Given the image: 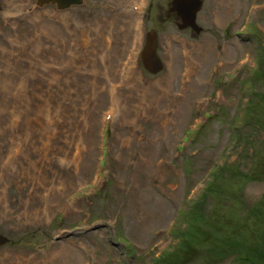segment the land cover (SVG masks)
<instances>
[{"label":"rangeland","instance_id":"1","mask_svg":"<svg viewBox=\"0 0 264 264\" xmlns=\"http://www.w3.org/2000/svg\"><path fill=\"white\" fill-rule=\"evenodd\" d=\"M171 1L0 0V264H264V0Z\"/></svg>","mask_w":264,"mask_h":264},{"label":"water","instance_id":"2","mask_svg":"<svg viewBox=\"0 0 264 264\" xmlns=\"http://www.w3.org/2000/svg\"><path fill=\"white\" fill-rule=\"evenodd\" d=\"M82 4L83 0H35L36 7L54 6L59 12L67 11ZM201 7V0H172L168 12L178 16V21L176 22L178 30L191 29L194 33L199 34L202 28L198 26L196 20ZM157 47V35L152 31L139 52V58L144 70L153 76L162 72L164 68V64L157 54ZM10 243L12 244L13 241L0 234V247Z\"/></svg>","mask_w":264,"mask_h":264},{"label":"trees","instance_id":"3","mask_svg":"<svg viewBox=\"0 0 264 264\" xmlns=\"http://www.w3.org/2000/svg\"><path fill=\"white\" fill-rule=\"evenodd\" d=\"M247 126H249V124L244 123V127H247ZM234 128L238 129V128H240V126L239 125H234ZM254 129L258 130L256 128V125L254 126ZM239 131H240V129H239Z\"/></svg>","mask_w":264,"mask_h":264},{"label":"flooded vegetation","instance_id":"4","mask_svg":"<svg viewBox=\"0 0 264 264\" xmlns=\"http://www.w3.org/2000/svg\"><path fill=\"white\" fill-rule=\"evenodd\" d=\"M171 3V2H170ZM169 7H170V5H169ZM176 15V14H175ZM146 43V42H145Z\"/></svg>","mask_w":264,"mask_h":264},{"label":"bare ground","instance_id":"5","mask_svg":"<svg viewBox=\"0 0 264 264\" xmlns=\"http://www.w3.org/2000/svg\"><path fill=\"white\" fill-rule=\"evenodd\" d=\"M178 17V16H177ZM178 21V20H177Z\"/></svg>","mask_w":264,"mask_h":264}]
</instances>
